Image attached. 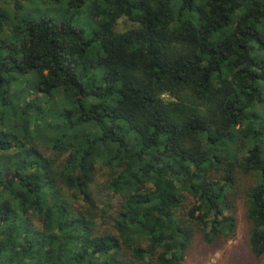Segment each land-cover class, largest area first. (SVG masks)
Returning <instances> with one entry per match:
<instances>
[{"label": "trees", "instance_id": "obj_1", "mask_svg": "<svg viewBox=\"0 0 264 264\" xmlns=\"http://www.w3.org/2000/svg\"><path fill=\"white\" fill-rule=\"evenodd\" d=\"M0 1V264H264V0Z\"/></svg>", "mask_w": 264, "mask_h": 264}, {"label": "rangeland", "instance_id": "obj_2", "mask_svg": "<svg viewBox=\"0 0 264 264\" xmlns=\"http://www.w3.org/2000/svg\"><path fill=\"white\" fill-rule=\"evenodd\" d=\"M39 4V2H37ZM0 7L5 8L4 4L0 1ZM41 7V6H40ZM44 9L43 7H41ZM84 22V17L83 21ZM128 26L125 24H121L119 26V30L124 31L127 29ZM242 246V239L241 236L238 237L236 240L230 241L222 248L221 250H211L207 253L206 256L199 257L197 259H191L187 264H230L228 263L227 259L231 255V253H234L235 251H238L241 249Z\"/></svg>", "mask_w": 264, "mask_h": 264}]
</instances>
